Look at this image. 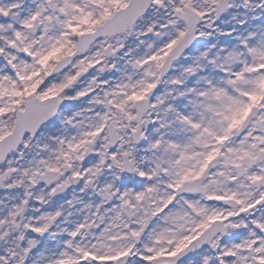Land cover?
Segmentation results:
<instances>
[{
  "label": "snow or ice",
  "instance_id": "snow-or-ice-1",
  "mask_svg": "<svg viewBox=\"0 0 264 264\" xmlns=\"http://www.w3.org/2000/svg\"><path fill=\"white\" fill-rule=\"evenodd\" d=\"M0 264H264V0H0Z\"/></svg>",
  "mask_w": 264,
  "mask_h": 264
}]
</instances>
